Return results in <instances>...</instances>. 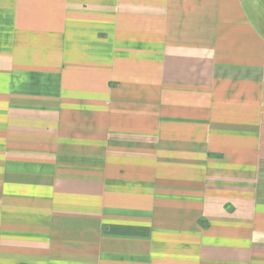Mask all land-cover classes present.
I'll return each instance as SVG.
<instances>
[{
	"label": "crops",
	"instance_id": "crops-1",
	"mask_svg": "<svg viewBox=\"0 0 264 264\" xmlns=\"http://www.w3.org/2000/svg\"><path fill=\"white\" fill-rule=\"evenodd\" d=\"M0 264H264V0H0Z\"/></svg>",
	"mask_w": 264,
	"mask_h": 264
}]
</instances>
